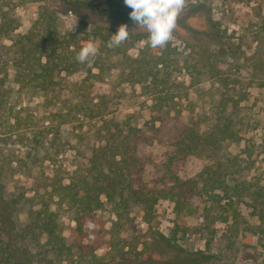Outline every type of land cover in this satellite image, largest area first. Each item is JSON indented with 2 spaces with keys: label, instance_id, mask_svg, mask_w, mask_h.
I'll return each instance as SVG.
<instances>
[{
  "label": "trees",
  "instance_id": "1",
  "mask_svg": "<svg viewBox=\"0 0 264 264\" xmlns=\"http://www.w3.org/2000/svg\"><path fill=\"white\" fill-rule=\"evenodd\" d=\"M63 1L76 16L74 32L62 29L58 10L50 0H43L36 7L23 33L15 32L19 25L15 14L0 15V36L10 39L12 80L20 90L39 94L46 113L47 123L42 129L33 131L24 155L30 158L40 149L44 151V159H49V152L57 154L66 143L65 139L60 140L59 132L79 116L102 119L97 133L99 142L67 181L51 177L42 190L35 189L32 195H24L22 199V194H6L2 181L4 169H18L30 179L35 164H28L24 159L15 165L0 162V264H42L26 243L28 234L35 232L44 234L51 255L60 264H204L215 261L213 253L184 248L177 241L175 231L168 235L157 231L150 233L140 248L119 250L106 259L91 250L85 251L87 243L76 242L73 248L59 233L57 212L51 208L52 204H65L71 210L79 240L91 238L96 212L105 202L111 204L117 216H122L128 207L139 205L147 222L154 204L160 199L171 201L174 210L180 212L209 198L223 211L230 209V217L237 224L238 214L233 205L240 198L249 197L257 219L264 222V184L247 183L241 159L228 150L229 145L239 142L243 135L235 109L237 100L223 89L218 90L209 106V124L203 127L197 113L191 110L186 114L176 104L172 71L178 67L176 59L170 56L169 43L162 49H152L147 39L137 55L130 57L126 50L132 43L148 37L147 32L138 30L130 20L131 10L119 8L116 0ZM197 1L193 9L205 17L203 38L187 40L191 49L180 59L185 66H192L193 61L201 63L208 77L226 86L221 69L235 47L232 42L218 41L222 35L219 22L211 17L210 0ZM2 5L0 0V9ZM121 24L127 26L128 39L119 47L108 48L110 36ZM176 31L173 34H177ZM93 39L99 42V54L91 65L77 62L75 57L81 46ZM252 41L255 44L244 60L256 85L264 91V12L260 14ZM119 54L124 61L126 79L139 85L150 100V121L144 127L112 117L104 118V101L93 102L83 92L68 96L56 79L61 72H84L82 81L85 84L81 85L89 87L94 83L88 80L86 84V80L88 76L99 78L104 57ZM93 68H97V72H92ZM1 96L0 92L2 111ZM262 102L264 105V96ZM154 141L164 144L165 150L161 161L155 165L152 178L147 181L143 178L144 165L148 161L147 148ZM222 198L225 200L220 203ZM25 201L32 207L30 220L17 228L14 212L19 203ZM227 217V213L220 214L217 220L225 222Z\"/></svg>",
  "mask_w": 264,
  "mask_h": 264
},
{
  "label": "rangeland",
  "instance_id": "2",
  "mask_svg": "<svg viewBox=\"0 0 264 264\" xmlns=\"http://www.w3.org/2000/svg\"><path fill=\"white\" fill-rule=\"evenodd\" d=\"M116 1L119 8L131 10L125 6L124 0ZM42 2L43 0H2L0 15L15 14L19 20L15 32L23 33L30 25L36 7ZM50 2L58 10L60 26L68 30L69 24L76 20L75 14L63 0ZM197 2L186 0L178 16L181 21H177L180 24L177 25L178 29L175 28L177 34H173L168 42L170 56L176 59L175 66L178 67L172 71L176 83V104L186 114L191 110L197 113L205 127L209 124V106L218 90L223 89L236 99L235 109L241 120L243 135L239 142L231 143L228 150L241 159L247 183L255 186L264 184V91L256 85L244 60V56L251 52L255 44L252 38L259 26L260 14L264 12V0H210L211 17L219 22L222 35L218 41L232 42L235 47V52L227 56L221 69L226 86L221 85L216 78L208 77L201 63L193 61L192 66H185L180 59L191 49L187 40L191 42L203 38L205 17L193 9ZM147 39L148 37L135 40L126 50V55L135 57ZM92 41L99 45L97 39ZM9 44V38L0 36V92L3 105V110H0V162L15 165L18 160L24 159L28 164H35L30 179L20 174L18 169H4L2 181L6 194H22V199L24 195H32L35 189L42 190L51 177L67 181L73 170L89 156L91 148L98 144L97 133L102 119L79 116L64 125L59 132L60 140L65 139L66 143L57 154L49 152V159H44V151L40 149L27 158L24 152L29 147L28 138L33 131L42 129L47 123L44 120L46 113L40 104L39 94L26 93L13 82ZM195 49L198 47L195 46ZM103 62L99 78L88 76L86 84L88 80L94 83L89 87L81 85L86 75L84 72H61L56 79L68 96L83 92L93 102L104 101V118L112 117L114 120L146 126V122L150 121V100L141 92L139 85L126 79L121 55L105 56ZM92 72H97V68H93ZM41 139L44 140L45 137ZM164 150L165 145L157 141L147 148L148 161L143 171L145 180L152 178L155 165L161 161ZM224 200L222 198L220 203ZM251 202L249 197H243L234 203L233 207L238 214L237 224L230 217V209L223 211L221 206L211 203L209 198L201 199L180 212L174 210L171 201L160 199L154 204L147 222L142 217L143 211L139 205H132L122 216H117L111 204L105 202L96 212L94 231L88 240H79L77 237L73 213L65 204H52L51 208L57 212L58 231L66 243L73 248L76 242L87 243L84 250H91L102 259L109 258L119 250H131L133 246L140 248L150 233L157 231L168 235L175 231L177 241L184 248L201 249L216 255L215 261L204 264H264V222L257 219ZM30 210L32 207L29 202L19 203L14 212L17 228L29 222ZM226 213L228 217L225 222L217 220L220 214ZM26 243L29 250L41 259L42 264H60L51 255L43 233L28 234Z\"/></svg>",
  "mask_w": 264,
  "mask_h": 264
},
{
  "label": "clouds",
  "instance_id": "3",
  "mask_svg": "<svg viewBox=\"0 0 264 264\" xmlns=\"http://www.w3.org/2000/svg\"><path fill=\"white\" fill-rule=\"evenodd\" d=\"M186 0H124L129 7L130 20L140 29L148 33V44L152 49L164 48L172 39L176 21L185 6ZM76 20L69 24L68 31L74 32ZM129 37L125 24H121L116 33L110 36L108 48L119 47ZM99 54L98 45L89 40L76 54L77 62L91 65Z\"/></svg>",
  "mask_w": 264,
  "mask_h": 264
}]
</instances>
